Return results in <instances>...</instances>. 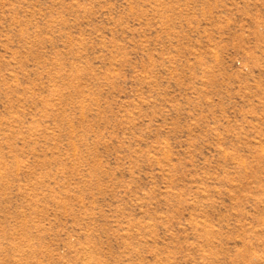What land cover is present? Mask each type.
<instances>
[{
	"label": "rangeland",
	"instance_id": "rangeland-1",
	"mask_svg": "<svg viewBox=\"0 0 264 264\" xmlns=\"http://www.w3.org/2000/svg\"><path fill=\"white\" fill-rule=\"evenodd\" d=\"M0 264H264V0H0Z\"/></svg>",
	"mask_w": 264,
	"mask_h": 264
}]
</instances>
